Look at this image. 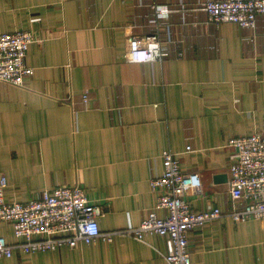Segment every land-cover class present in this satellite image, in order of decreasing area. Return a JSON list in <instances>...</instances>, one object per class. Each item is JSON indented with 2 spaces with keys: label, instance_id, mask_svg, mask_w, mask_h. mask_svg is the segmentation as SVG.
<instances>
[{
  "label": "crops",
  "instance_id": "1",
  "mask_svg": "<svg viewBox=\"0 0 264 264\" xmlns=\"http://www.w3.org/2000/svg\"><path fill=\"white\" fill-rule=\"evenodd\" d=\"M209 0H0V33L30 30L24 86L0 85L5 197L82 187L103 206V232L138 226L155 206L150 180L167 152L199 171L200 211L229 204L232 140L264 116V15L256 29L207 22ZM171 12L157 16L152 5ZM158 26L161 60L128 61L132 37ZM89 98L83 101V95ZM187 145L193 151L186 152ZM217 175L227 180L215 182ZM10 244L21 239L0 223ZM193 264H264V219L221 217L189 232ZM165 237L116 235L78 247L13 255L0 264H169Z\"/></svg>",
  "mask_w": 264,
  "mask_h": 264
},
{
  "label": "built area",
  "instance_id": "2",
  "mask_svg": "<svg viewBox=\"0 0 264 264\" xmlns=\"http://www.w3.org/2000/svg\"><path fill=\"white\" fill-rule=\"evenodd\" d=\"M152 9L161 17L171 12L165 5H152ZM203 10L208 23H235L241 28L256 29L259 17L264 15V0H209ZM162 35L155 26L144 35L132 37L128 61L161 60L167 48ZM35 41L36 36L30 30L0 33V85L24 86L34 76L35 69L26 64V57ZM88 98L87 93L83 95V101ZM231 142L236 152L230 157L228 207L196 210L188 195L203 194L200 173L196 169H184L181 161L167 152L163 155L162 174L150 180L157 197L154 208L138 226L119 231L100 229L103 206L92 202L78 185L44 190L27 202H11L5 197L8 178L1 176L0 223L10 222L21 242L10 244L0 236V259L11 257L15 247L24 253H36L64 246L75 248L97 239L111 243L116 235H131L143 241L147 235L156 234L166 239L164 257L169 264H193L191 230L221 217H230L236 223L264 219V116L258 130ZM191 151L193 148L187 145L186 152Z\"/></svg>",
  "mask_w": 264,
  "mask_h": 264
},
{
  "label": "water",
  "instance_id": "3",
  "mask_svg": "<svg viewBox=\"0 0 264 264\" xmlns=\"http://www.w3.org/2000/svg\"><path fill=\"white\" fill-rule=\"evenodd\" d=\"M215 182H222V181H226L227 180V175H217L214 177Z\"/></svg>",
  "mask_w": 264,
  "mask_h": 264
}]
</instances>
